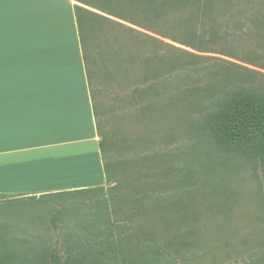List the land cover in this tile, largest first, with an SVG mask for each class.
I'll use <instances>...</instances> for the list:
<instances>
[{"label": "rangeland", "instance_id": "obj_1", "mask_svg": "<svg viewBox=\"0 0 264 264\" xmlns=\"http://www.w3.org/2000/svg\"><path fill=\"white\" fill-rule=\"evenodd\" d=\"M51 1L12 3L19 14L25 9V24L32 27L36 23L31 17L37 11L54 9ZM216 10L222 12L220 24H235L234 35L222 37L226 47L233 48V58L220 43L200 53L111 18L131 31L111 26L104 38L111 40L117 33L128 39L130 60L119 75L108 76V70L104 76L103 64L97 60L102 39L94 36L90 60L96 65L90 63L89 68L96 71L93 89L100 111H110L100 121L108 140L102 159L113 165L111 181L105 178L103 185L93 186L104 187V192L70 200L61 208L27 204L29 196L0 201V251L13 252L29 264L46 247L65 253L69 247L77 251L80 244L90 250L110 239L117 250L113 264H123L119 242L144 244L152 238L148 242L155 247L149 253L151 264L263 260L264 170L260 162L218 152L198 126L209 109L208 100L202 93L200 103L183 95L187 91L195 95L206 78L204 72L192 75L189 62L198 68L231 64L230 71L253 76L254 87L264 86V18L260 30L250 21L264 16V0H222ZM161 50L167 53L166 60L182 68L164 82L153 75L160 68ZM55 209L63 212L56 229L50 223Z\"/></svg>", "mask_w": 264, "mask_h": 264}, {"label": "trees", "instance_id": "obj_2", "mask_svg": "<svg viewBox=\"0 0 264 264\" xmlns=\"http://www.w3.org/2000/svg\"><path fill=\"white\" fill-rule=\"evenodd\" d=\"M72 1L79 4L74 5L75 22L89 87L96 133L99 137L98 146L103 173L106 182H110L113 165L108 164V162L103 163L102 158H106L105 154L108 150V140L106 134L102 132L100 121V117L110 111L108 108H102L101 111L103 112L100 111L102 106L97 104V92L93 89L96 71L89 68L90 63L93 66L96 65L95 60H90L92 56L90 47L92 42L96 40H93L94 36L98 35L102 39L97 45V60H100L103 64L104 76L108 70H111L108 76H113L119 75L122 66L127 64V60H130V54L126 50L131 44L128 39L120 38L121 36L119 37L117 33L111 37V40H106L104 38L106 28L116 26L122 30H131L120 23L114 22L111 18L200 53H206L209 45L220 43L221 46L225 47L228 58H233L234 50L231 47H226L228 46L227 42L222 37L224 35H234L235 24L232 21L228 26L220 24L222 12L216 13V8L218 6L222 7V0ZM91 9L102 13V15L93 12ZM263 18L264 16L261 15L260 18L250 19L254 29H262ZM161 45L164 46L165 44L161 43ZM166 55L167 53L163 50L160 53L158 52L157 61L160 68L153 72V75L156 78H161L163 82L174 76L177 70L178 72L182 70L179 64L166 60L168 57ZM228 66L211 64L207 66L208 68H198L195 67V62H189L187 68L192 75H197L196 72H204L206 78L202 81V88L195 91V95L191 91H187L183 97L195 98L199 102L201 100L199 94L202 93L208 100L209 109L198 126L199 131L204 133L218 152L242 159L244 162H260L264 170V86L254 87L253 76L243 77L233 70L230 71ZM186 75L190 76L189 74ZM111 189L109 188V190ZM104 191V187L89 186L76 190L42 193L38 198L31 194L29 196L31 201L26 203L31 205L40 204L44 207L59 204L58 206L61 208L60 205H64L70 200L96 196L98 192L102 193ZM11 197L0 195V201L10 200ZM62 213L61 209H55L54 214L50 217V223L54 229L57 228L56 223L61 220ZM151 240L152 238H149L146 241L151 242ZM148 242L144 244L138 242L130 245L119 242V254L122 256L123 264H151L149 253L155 247ZM96 245L97 248L86 250L78 244L77 251L69 247L65 253L46 247L39 251L29 264H113L115 259L113 255L117 251L115 250V242L105 239ZM143 246L146 247L145 250H141ZM0 264L26 263L16 257L13 252L4 250L0 251ZM254 264H264V258L261 262Z\"/></svg>", "mask_w": 264, "mask_h": 264}, {"label": "crops", "instance_id": "obj_3", "mask_svg": "<svg viewBox=\"0 0 264 264\" xmlns=\"http://www.w3.org/2000/svg\"><path fill=\"white\" fill-rule=\"evenodd\" d=\"M15 1L31 0H0V195L103 185L79 4L52 0L54 9L37 11L29 27Z\"/></svg>", "mask_w": 264, "mask_h": 264}]
</instances>
